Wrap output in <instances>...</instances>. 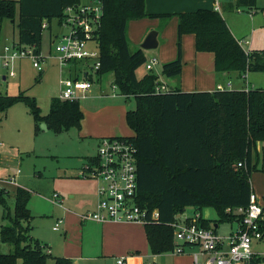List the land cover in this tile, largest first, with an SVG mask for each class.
<instances>
[{
    "label": "trees",
    "instance_id": "1",
    "mask_svg": "<svg viewBox=\"0 0 264 264\" xmlns=\"http://www.w3.org/2000/svg\"><path fill=\"white\" fill-rule=\"evenodd\" d=\"M78 2L0 0V33L2 22L14 21L18 13V44L34 45L39 52L43 30L51 27L53 18H58L61 24L66 7ZM103 2L97 36L101 62L97 76L113 73V83L125 101H135V107L126 113L134 135L115 137L132 142L137 149V199L148 211L144 225L151 251L173 250L171 223L188 206L200 209L209 206L216 210L217 218L200 217L199 222L208 228L217 230L223 221L239 222L243 214L236 209H245L250 204L252 175L255 171H264V145L261 153L257 147L259 140L264 142V88L185 92L177 86L158 92L156 87L160 81L155 72L137 76L136 70L147 62V57L141 48L130 50L126 30L132 19L172 14L147 13L145 0ZM256 2L237 0L236 4L254 9ZM233 8L231 1L223 4L224 10ZM175 14L179 19L177 57L163 64L165 76L179 78L182 74V37L186 33L195 35L197 51L214 53L217 72L264 71V49L245 50L219 10L198 8ZM44 22L48 24L46 28ZM18 102L27 105L36 129L43 122L56 132L81 128L84 112L79 99L52 97L49 111L43 113L36 97L23 90L13 95L0 94V125L2 114ZM238 162L242 165L238 166ZM3 192L0 189V200L10 223L0 225V239L12 244L14 250L4 253L0 249V264H18L19 259L22 264H46L48 253L30 233L33 219L28 206L30 190L16 187L13 215ZM154 209L158 211L157 217L151 215ZM259 225L264 235V217ZM55 260L56 264L72 262L63 257Z\"/></svg>",
    "mask_w": 264,
    "mask_h": 264
},
{
    "label": "rangeland",
    "instance_id": "2",
    "mask_svg": "<svg viewBox=\"0 0 264 264\" xmlns=\"http://www.w3.org/2000/svg\"><path fill=\"white\" fill-rule=\"evenodd\" d=\"M228 1L234 3V8L224 13V16L227 17V24L229 25V22L233 23L236 21L237 25L233 27L242 33L250 35L253 32L250 27V25L252 26V17L249 13L251 11V15L255 21L254 25L260 28V30L254 33V38L259 45L260 43H264V0H256V9L237 6V0H227L226 2ZM253 12L255 13L253 14ZM167 18L164 17V20L166 21ZM18 20L19 14L16 13L14 22L8 19L2 22L0 33L1 46L5 44L10 45L13 41L17 42L19 40ZM67 31L68 28L60 26L58 18H53L51 27L44 29L42 35V52L48 56L43 64L44 70L42 72L38 71L28 58L15 60L14 69L16 76L12 77L8 75L6 81L0 78V94L13 95L23 90L27 95L36 97L42 112L47 113L52 97L59 96L60 87H63L65 82L70 80V77L74 75L70 74L67 70L69 67H65L61 71L52 45L53 37L51 38V36ZM90 45L95 46L93 42H90ZM129 45L132 52L141 46V44L136 45L131 42ZM50 50L52 56L50 55ZM144 53L147 60L152 59L153 56L158 58L159 63L153 67V70L160 73L164 63L161 62L162 60L158 56V50L156 48L144 49ZM186 53L189 57V62H191L194 54L193 49L186 48ZM85 63L92 64L93 61ZM146 64H143L138 69L139 74L148 70ZM6 72L7 70L3 71V73ZM245 73H248V81L251 88H264V71H247L242 73V75ZM93 80V95L98 96L102 91H105L109 92L111 96L107 99H102L99 95L98 99L92 95L79 100L84 115L88 116V118L92 117L91 113L93 110H97V103H107L111 98L114 100L120 99L118 97L120 95L119 90L113 85V73L104 74L99 78L95 75L93 76ZM244 83H246L244 80L241 81L239 87H244ZM113 94L119 95L112 97ZM129 107L131 109L135 107L134 99L131 100V106ZM108 108L100 109L101 111H99L98 115L102 117ZM91 123H95V118L91 120ZM80 135L78 128L75 127L62 132H56L51 127L48 129L42 127L36 129L33 115L23 102H18L11 106L1 122L0 189L5 190L3 194L6 197L8 207H10L11 215L14 214L16 187L19 185L30 190L31 196L28 206L33 215L30 233L34 238L39 239L43 250L48 253L46 264H56L55 257H68L67 253L72 248L69 245L78 244L80 241H82L85 249H89L91 254L96 253L98 255L109 252L116 253L118 248L126 245V240H124L122 244H114V249L108 250L103 246L105 237L102 235L101 229L95 227L96 224L91 221L81 223L76 215L80 212L81 204H85V208L90 206L88 198L93 194L96 186V181L93 178L79 176L75 173L76 168L74 167L79 162L77 155L86 153L85 150L91 153L97 152L96 148L88 145L87 141H83ZM263 145V141L259 140L257 142L258 152L261 153ZM11 176L13 180L7 182L9 184L6 186V180ZM251 183L256 193L261 195L264 192V171H255L252 175ZM7 192L9 195H6ZM54 192L59 194L60 203L55 204L51 201ZM69 194H75L74 198H71ZM83 195L88 197L87 200H84ZM209 209L211 213L207 215L213 217L212 219L217 218L216 211L212 208ZM194 211L193 206H188L185 214H180L179 216L194 215ZM4 215V205L0 200V225L10 223L9 219ZM57 217L64 220L63 229L61 228L59 231L53 229V226L58 221ZM139 226L143 227V223H139ZM235 226L236 222H220L218 233L220 235H228ZM145 240L147 243V239ZM0 249L4 253H9L14 250V246L10 243H4L0 239ZM48 249L51 252H48ZM257 249L264 251V244L258 246ZM157 254L160 255H154L148 247L144 262L150 264H193V257L190 254H178L173 250ZM70 259L73 264H77L76 259ZM18 264H22L21 259L18 260ZM80 264H116V259L112 256H100L97 259H83L80 261Z\"/></svg>",
    "mask_w": 264,
    "mask_h": 264
},
{
    "label": "built area",
    "instance_id": "3",
    "mask_svg": "<svg viewBox=\"0 0 264 264\" xmlns=\"http://www.w3.org/2000/svg\"><path fill=\"white\" fill-rule=\"evenodd\" d=\"M104 12L103 0H80L75 5L67 6L61 26L67 32L57 34L52 39L55 58L61 68H72L80 63L82 77H70L61 87L62 99H81L93 87L92 76L97 75L99 60L98 31ZM47 22L43 27H47ZM93 42L95 46L90 45ZM19 42L0 45V78L16 76L14 62L19 58H28L40 72L48 56L36 51L34 45H19ZM52 56V55H51ZM93 61L92 64L85 62ZM157 58L147 62L148 69H153ZM7 70L6 73H3ZM70 70V69H69ZM221 88V86H220ZM158 92L170 89L167 85L156 87ZM137 149L132 142L123 138L103 137L98 144L97 153L92 160H86L80 169V176L93 178L97 184L99 201L96 209L82 215L84 220L142 222L147 220V209L138 202V167ZM242 162H238L241 166ZM13 180L12 176L9 179ZM15 180V179H14ZM54 202L60 203L59 194L54 193ZM231 211V208H227ZM242 213L239 227L228 235H220L214 228L203 226L201 215L177 217L171 223L173 227L174 248L178 254L189 253L193 264H264V251L258 250V244H264V235L259 221L264 217V192L258 195L254 190L250 195L247 208L236 209ZM158 216L157 209L151 213ZM61 220L54 226L59 228ZM202 258V260H201ZM258 260V261H256ZM117 264H126L125 257H119Z\"/></svg>",
    "mask_w": 264,
    "mask_h": 264
},
{
    "label": "crops",
    "instance_id": "4",
    "mask_svg": "<svg viewBox=\"0 0 264 264\" xmlns=\"http://www.w3.org/2000/svg\"><path fill=\"white\" fill-rule=\"evenodd\" d=\"M226 1L227 0H145L147 13L149 14H172V15L169 16L168 18L166 17L167 18L166 21L164 20V17H151V16H146L143 18L130 20L127 26L128 29L126 30L128 42L134 43L136 45H140L145 39V37L147 36V34L150 31L155 30L157 31V39H158V45L156 49L158 50V56L160 60H162L161 62L166 63V62L172 61L175 59L176 54H177V29H178L179 19L175 13L184 12V11H193L198 8L217 9L222 13L223 17L225 18L227 22V17L224 16V13H226V11H229V10L223 9V4L226 3ZM249 13H250V16L252 17V20H251L252 26L250 25V27L252 28V31H253L250 35H248L247 33H242L240 30L235 29L233 26L237 25L236 21H234L233 23L229 22L228 26L230 27V30L235 35V37L240 40V43L242 44L245 50L248 51V50H253V49H264V46H263L264 43H260L259 45V43H257L256 39L254 38V33L260 30V28L254 25L255 21H254L253 16L251 15L252 12L250 11ZM254 13L255 12H253V14ZM12 22L14 21L12 20ZM54 36H51V38L52 37L54 38ZM186 48L187 49L192 48L194 51L193 59L191 60V62H189V57L186 53ZM41 53H43L42 48H41ZM50 53H51V50H50ZM50 55H52V53ZM154 57L157 58L156 56H153L152 58ZM214 58L215 57H214L213 52L197 51L195 47V35L193 33H186L182 37L183 67H182L181 76L179 78L167 77L162 73V71L160 73H157V72L155 73L159 76L160 85H167L170 89L178 86L180 87L182 91H185V92L214 91L220 88V86L221 88L245 89V90H248L251 88L249 86L248 73H245L242 75V73L239 71H231L229 73L217 72L215 70V65H214L215 59ZM150 60H147V62H149ZM158 63H159V60L157 58V63L154 64L153 67L157 65ZM81 67H82V64L75 63V65L73 66V69L70 68L69 70L68 68L67 70L70 72V74H74L73 77L76 78L75 76H78V77L81 76V74L79 73V70ZM64 68L65 67L61 68V71L64 70ZM138 69L136 70L138 77H141L150 71L154 72L153 69L150 70L147 68L148 70H145L144 72L139 74ZM243 80L246 82L243 84L244 87H241V86L239 87V85L241 84V81ZM3 81H6V80H3ZM93 86H94V82H93ZM92 88L87 93L85 98H88V96L93 95ZM99 95L102 99H107L108 97L111 96L109 92H105V91H102L100 94H98V96L97 95H93V96H95L94 98L99 99ZM118 95L119 94H113L112 97H115ZM118 97H120L121 100L118 98L117 100H114L113 98H111L110 101L107 103H102V104L97 103L96 104L97 110L92 111L91 113L92 117L88 118V116L84 115L81 128H78V132L79 134H81L80 137H82L81 139L83 141H87L88 145L94 146L96 150L98 149L99 141L103 137L134 135L133 130L129 127L126 121V113H127V110L130 108L129 106H131V102H126L125 97L121 94ZM85 98H81V99H85ZM109 103L111 104L109 105ZM105 107H109V108L107 109V112L102 117H100L98 115L99 111H101ZM6 114H7V111L5 114H2V115L6 116ZM94 118H95V123L92 124L91 120H93ZM85 152L86 153L84 154L77 155L79 162L77 166L74 165L75 166L74 168H76L75 173L79 176H80V173H79L80 169L83 166L84 162H86V160H89L90 157L95 156V154L97 153V152L91 153V152H88V150H85ZM72 175H75V174H72ZM9 179L10 178H7L6 180V184H5L6 186L7 184H9L7 182H11ZM14 186H17V185H14ZM97 187H98V184L96 182L94 192L90 196V198H88L86 195H83L84 200L85 199L87 200L88 198V201L90 202L89 204L90 206L85 208V204L84 205L81 204V209H79L80 212H78L76 215L78 219L81 221V223L91 221L96 224L95 227H98L101 229L102 235L105 237V240L103 241V246H105L108 250L114 249L113 248L114 244L120 245L122 244L124 240H126V245H123L121 248H118L116 253L109 252L106 254L98 255L96 253L91 254L89 252V249L87 248L85 249L82 244V241H80L78 242V244L69 245V246H72V248L67 253L68 257H65V258L76 259L77 264H80V261L83 259H92V258L97 259L100 256H108V257L112 256L114 259H116V264H117V259L119 257H125L126 264H150V263L144 262V257L148 251V247L150 248L144 223L142 227V226H139V223H142V222H122V221L100 222L96 220L82 219L83 214L96 209L97 203L99 201ZM54 193H57V192H54ZM69 196L71 198H74L75 194H69ZM53 200H54V196L52 197L51 201L54 202ZM193 208L195 210L194 211L195 213H199L204 218H213L210 215H207L211 213L210 212L211 210L209 208L214 209L213 207L208 206V207H203L200 209L198 207L193 206ZM185 212L186 210L181 214H185ZM179 215H177V217L193 216V215H183V216H179ZM59 220H61L59 228L55 229L54 226L59 222ZM229 222H236V226L233 227L231 232L235 231L239 227V222L237 220L229 221ZM56 224L53 226V229L56 231H59L61 228L63 229L64 220L58 218V221L56 222ZM218 227L219 225L217 226V232H218ZM145 239H147V243L145 242L146 241ZM260 245L261 244H258L256 247ZM48 252H51V250L48 249ZM153 254L156 256L160 255L157 253H153ZM185 254L189 255V253H185ZM71 264H73V262Z\"/></svg>",
    "mask_w": 264,
    "mask_h": 264
},
{
    "label": "water",
    "instance_id": "5",
    "mask_svg": "<svg viewBox=\"0 0 264 264\" xmlns=\"http://www.w3.org/2000/svg\"><path fill=\"white\" fill-rule=\"evenodd\" d=\"M158 45L157 31H150L143 42L141 43V48L143 49H154ZM41 127L47 129V124L45 122L41 123Z\"/></svg>",
    "mask_w": 264,
    "mask_h": 264
}]
</instances>
